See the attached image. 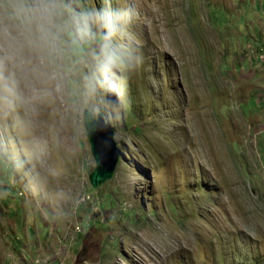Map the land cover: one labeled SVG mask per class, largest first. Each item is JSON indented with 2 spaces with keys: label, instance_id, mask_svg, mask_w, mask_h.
I'll list each match as a JSON object with an SVG mask.
<instances>
[{
  "label": "rangeland",
  "instance_id": "1",
  "mask_svg": "<svg viewBox=\"0 0 264 264\" xmlns=\"http://www.w3.org/2000/svg\"><path fill=\"white\" fill-rule=\"evenodd\" d=\"M132 2L111 178L67 97L0 115V264H264V0Z\"/></svg>",
  "mask_w": 264,
  "mask_h": 264
},
{
  "label": "clouds",
  "instance_id": "2",
  "mask_svg": "<svg viewBox=\"0 0 264 264\" xmlns=\"http://www.w3.org/2000/svg\"><path fill=\"white\" fill-rule=\"evenodd\" d=\"M135 16L132 0H0V115L23 126L63 95L93 132L117 126L127 75L143 61L125 43Z\"/></svg>",
  "mask_w": 264,
  "mask_h": 264
},
{
  "label": "water",
  "instance_id": "3",
  "mask_svg": "<svg viewBox=\"0 0 264 264\" xmlns=\"http://www.w3.org/2000/svg\"><path fill=\"white\" fill-rule=\"evenodd\" d=\"M85 127L96 163L89 179L94 187H98L112 177L121 156V149L115 139V127L93 132L92 129L98 128L99 125L92 120L85 123Z\"/></svg>",
  "mask_w": 264,
  "mask_h": 264
},
{
  "label": "built area",
  "instance_id": "4",
  "mask_svg": "<svg viewBox=\"0 0 264 264\" xmlns=\"http://www.w3.org/2000/svg\"><path fill=\"white\" fill-rule=\"evenodd\" d=\"M260 57L262 58V54H260Z\"/></svg>",
  "mask_w": 264,
  "mask_h": 264
}]
</instances>
